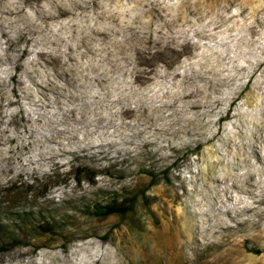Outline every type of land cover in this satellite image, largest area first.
<instances>
[{
    "label": "rangeland",
    "instance_id": "rangeland-1",
    "mask_svg": "<svg viewBox=\"0 0 264 264\" xmlns=\"http://www.w3.org/2000/svg\"><path fill=\"white\" fill-rule=\"evenodd\" d=\"M137 186L139 228L0 264H264V0H0V200Z\"/></svg>",
    "mask_w": 264,
    "mask_h": 264
},
{
    "label": "trees",
    "instance_id": "trees-1",
    "mask_svg": "<svg viewBox=\"0 0 264 264\" xmlns=\"http://www.w3.org/2000/svg\"><path fill=\"white\" fill-rule=\"evenodd\" d=\"M74 162L78 165L71 168L68 174L77 185L86 182L95 187V179L98 175H108L92 172L77 160ZM148 162H141L140 172H144L152 183L158 173H155L156 169L151 168ZM115 170L114 173H119V169L117 172ZM123 173L119 179L117 177V180L122 181L125 178ZM34 183L36 186L39 185L38 180H34ZM14 190L16 189L10 188L9 192L13 193ZM32 190L35 189L31 188L30 192ZM147 191V188L140 186L129 189L120 187L115 191L96 189L87 198L81 197L74 203L71 201L62 202L57 206L42 204L38 201L40 197L46 196L45 193L39 195L36 193L29 202L26 196L24 197L27 200L23 199V202L20 197L8 196L6 199L0 200V253L16 248H34L33 243L39 241H43L46 246L55 242H60V246H65L75 235L82 234V228H78V223H75L72 216L78 212L85 219L93 217L98 221H103L113 218L115 223L120 222L119 225L115 224L112 232L121 225L132 230L134 227H138L136 225L140 222L137 215L138 206L145 207V204L148 203ZM100 239L107 240L104 237ZM255 253L259 254L260 252L256 251Z\"/></svg>",
    "mask_w": 264,
    "mask_h": 264
}]
</instances>
